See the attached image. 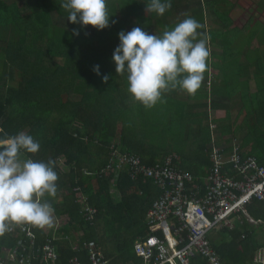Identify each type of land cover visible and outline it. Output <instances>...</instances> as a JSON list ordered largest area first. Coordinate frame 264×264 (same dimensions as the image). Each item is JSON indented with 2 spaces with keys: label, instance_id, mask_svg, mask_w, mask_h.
I'll use <instances>...</instances> for the list:
<instances>
[{
  "label": "trees",
  "instance_id": "16d2710c",
  "mask_svg": "<svg viewBox=\"0 0 264 264\" xmlns=\"http://www.w3.org/2000/svg\"><path fill=\"white\" fill-rule=\"evenodd\" d=\"M36 3V22L29 24L34 30L26 25L22 32L18 22L31 19L33 10L0 2V138L20 132L31 135L40 144L39 151L21 159L53 162L57 192L54 197L46 194L44 199L55 215L69 218L60 232L63 240L56 243L60 264H69L76 257L86 260L84 244L94 246L111 264H142L134 245L153 230L147 226V214L162 191L134 170L118 175L104 171L111 154L120 150L138 155L148 167L176 156V165L190 172L196 183H203L211 167L207 120L212 109L217 111V131L222 136L241 135L246 157L264 167V0H237L234 4L221 0L211 9L207 6V16L221 12L226 4L224 20L233 10L251 18L245 32L237 28L215 33L206 32L204 15L187 14L191 0H170L171 7L163 16L146 13L149 0H108L107 11L114 22L104 30L70 23L67 11L60 7L61 0ZM28 10L32 14L25 16ZM187 17L200 25L197 40L224 51L213 54L221 63L207 57L204 78L195 94L179 87L169 89L155 106L145 108L128 92L127 77L115 72L112 55L120 43L118 33L141 27L162 36ZM225 24L229 27L230 20ZM73 29H79L80 34L73 35ZM97 65L100 75L94 71ZM210 68L222 77L209 91L206 78ZM253 79L256 92L251 90ZM80 194L98 211L93 223L82 214ZM247 212L264 224L263 202L254 201ZM230 219L235 221L234 228L212 237L213 248L222 264H254V255L264 247V241L243 214ZM12 225L6 222L4 230L8 232ZM33 229L39 243L51 232L47 226ZM67 237L79 241L82 251L66 247L70 242ZM16 242L6 233L0 236V248ZM109 245L114 253L107 249ZM192 264L208 262L197 258Z\"/></svg>",
  "mask_w": 264,
  "mask_h": 264
},
{
  "label": "built area",
  "instance_id": "2783aa9c",
  "mask_svg": "<svg viewBox=\"0 0 264 264\" xmlns=\"http://www.w3.org/2000/svg\"><path fill=\"white\" fill-rule=\"evenodd\" d=\"M212 76L207 87H212ZM211 129L217 126L209 118ZM212 146V147H211ZM209 155L211 167L206 178L199 184L190 172L176 165V156H168L148 167L138 155L114 150L112 160L104 171L120 172L129 169L149 177L162 191L159 199L147 214V226L153 229L145 238L135 243L134 249L143 264H192L202 258L208 264H222L211 240L214 232L233 229L230 218L243 214L252 224L247 206L254 201L264 202V167L256 159L246 157L239 139L230 137L218 140L213 134ZM116 178V177H115ZM82 214L87 222L93 223L98 211L80 196ZM17 239L13 246L0 248V264H60L57 241L63 240L56 231L42 243L38 242L33 225L14 224L0 231ZM57 234V235H56ZM68 248L81 252L82 246L65 239ZM86 260L78 257L69 264H110L103 254L93 246L84 244ZM254 264H264V247L254 255Z\"/></svg>",
  "mask_w": 264,
  "mask_h": 264
},
{
  "label": "clouds",
  "instance_id": "9594fccd",
  "mask_svg": "<svg viewBox=\"0 0 264 264\" xmlns=\"http://www.w3.org/2000/svg\"><path fill=\"white\" fill-rule=\"evenodd\" d=\"M107 3L108 0H61L60 7L67 11L66 19L70 23L84 29L91 25L96 30H104L114 22L107 11ZM170 7V0H149L145 11L163 16ZM199 28L194 18L187 17L162 36L149 34L141 27L118 33L120 43L113 52L112 61L117 75L127 77V90L135 101L151 108L169 89L179 87L189 95L196 93L204 78L207 57L210 62L213 58V47L206 46L203 39H196ZM72 32L75 36L80 34L79 29ZM94 71L101 74L99 65ZM209 77L211 74L206 84ZM103 79L107 82L109 77L105 75ZM214 113L209 110L208 117L218 128ZM217 128L211 129V140L213 134L217 135ZM240 138L237 139L241 142ZM39 148L40 144L24 132L0 138V231L5 229L6 222L39 228L52 223L54 209L44 197L46 194L54 197L57 192L58 175L53 162L21 159L24 154L37 153Z\"/></svg>",
  "mask_w": 264,
  "mask_h": 264
},
{
  "label": "crops",
  "instance_id": "0c3cea01",
  "mask_svg": "<svg viewBox=\"0 0 264 264\" xmlns=\"http://www.w3.org/2000/svg\"><path fill=\"white\" fill-rule=\"evenodd\" d=\"M18 1H21V3L24 4V5L29 3V0H18ZM18 1L17 0H13V1L9 2L7 0H0V2L9 4V5L17 4L16 2H18ZM220 1L221 0H191V3H189L191 9H189V10H192V12H189V10H188L187 14L190 15V14H193L194 12H196L197 14L204 15V17H205V28H206V32H208V33L224 32L226 30H232V29H237V28L239 30H241L242 32H245L247 30V28L249 27L250 19H251L248 13H245L243 11L233 10L231 12V14H230V18L224 20V18L222 17V14H223L224 7H225L226 4H223L221 6V8H222L221 12H214V13L210 14V16H207V10H208L207 6H209V9H211V7H213V6L215 7ZM228 2H229V4L230 3L234 4V3L237 2V0H228ZM27 12L28 11H26V13ZM26 13L24 14L25 16H26ZM220 17H222L223 19H221ZM221 20L224 21L225 23L228 20H230L231 25L228 27ZM5 34H7V32H5ZM228 47H230V46H227V48ZM223 53H224L223 50H221V49L219 50V49L213 48V54L214 55H222ZM212 62L213 63H215V62L221 63L214 57L212 58ZM244 64H245V62H244ZM211 66H213V65H211ZM212 69L213 68H211V70H210V74L213 77V86H215L217 81H218L217 83H221L219 79L222 76L220 77V73L221 72H219V71L217 72L218 76H216L215 72ZM224 74L225 73L222 72V75H224ZM228 74H230V73H228ZM255 82H256L255 79H253L251 81V90L253 92H256V83ZM224 103H225V101H224ZM214 111H215L214 115H215V118H216L217 111L216 110H214ZM235 114H236V112H234V115ZM235 118H236V116H235ZM216 137H217L218 140L222 141V140H225V139H227L229 137H232V135L229 134V135L222 136V134L218 132ZM55 221H56V224H58L57 219H55ZM262 225L264 226V224H262V223H260L259 225H255L258 228L257 229L258 232L261 231V226ZM47 227L51 230L49 235H53L57 231V230L53 231V227L52 226H47ZM63 228L64 227H62L60 229V232H61V230Z\"/></svg>",
  "mask_w": 264,
  "mask_h": 264
},
{
  "label": "rangeland",
  "instance_id": "374dc122",
  "mask_svg": "<svg viewBox=\"0 0 264 264\" xmlns=\"http://www.w3.org/2000/svg\"><path fill=\"white\" fill-rule=\"evenodd\" d=\"M7 1H9V2H11V1H13V0H7ZM18 1V0H17ZM36 1L37 0H29V3H27V4H22L21 3V1H18V2H16L17 3V5L21 8V7H24V8H28V7H30L32 10H33V15H32V18L31 19H29V20H26L25 18L24 19H22V20H20V22H18L19 24H20V26L22 27V32L23 31H25V26L26 25H28V27L31 29V30H34V26L33 27H30V22H36V16L38 15V11H36V9H38L39 8V6H37L38 5V3H36ZM15 2V1H14ZM13 3V2H12ZM14 4H11L10 6H13ZM32 10H28V12L26 13V16H30L31 14H32ZM9 12H12V9H10L9 10ZM9 14V13H8ZM7 14V15H8ZM2 35V34H1ZM4 36H5V34H3ZM3 39H4V37H2ZM13 38V37H12ZM4 41H5V39H4ZM0 56H3V51L0 49ZM235 68H237L236 66H235ZM214 72H215V74H216V76H218L217 75V72L218 71H215L214 69H212ZM235 116L237 117V114H235ZM211 117H214L213 116V114L211 115ZM232 135V137H235V138H240L241 137V135H235V134H231ZM205 179V177L203 178V180ZM114 190V188L112 189V191ZM68 193V192H67ZM116 194H118V193H116ZM78 196V199H79V201H80V196H81V194L80 195H77ZM55 219H57V222H58V224H56V221H55ZM54 221V222H53ZM68 223H69V218H68V216L67 215H61V216H58V215H55V213L53 212V218H52V223H51V225L50 226H52L53 227V231L54 230H57L58 232H60V229L62 228V227H66L67 225H68ZM234 223H235V221H233L232 220V224L234 225ZM258 228L256 227V230H257ZM223 231H218V232H214V234H213V238H216V236H218L220 233H222ZM61 234V233H60ZM257 234H258V238H259V240H262V241H264V226L262 225L261 226V231L260 232H258L257 231ZM61 236H62V234H61ZM109 243V242H108ZM66 247H68V245H65ZM94 247V246H93ZM107 249H110L113 253H114V250L110 247V245L108 246V248ZM106 249V250H107ZM111 262V261H110Z\"/></svg>",
  "mask_w": 264,
  "mask_h": 264
}]
</instances>
